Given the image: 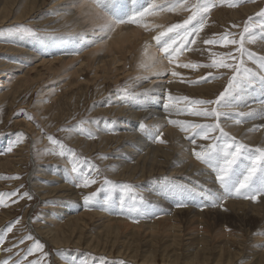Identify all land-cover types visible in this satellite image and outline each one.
Instances as JSON below:
<instances>
[{"label":"rangeland","instance_id":"rangeland-1","mask_svg":"<svg viewBox=\"0 0 264 264\" xmlns=\"http://www.w3.org/2000/svg\"><path fill=\"white\" fill-rule=\"evenodd\" d=\"M21 1H23L21 5L26 3V0ZM94 2L96 7L89 11L85 9V7L77 11L76 6L65 4L67 5L65 8L66 10L77 11L75 18L80 19L82 25H84V29L80 31V33L85 34L82 36L80 35L79 40L75 43L77 49L63 56L57 53H43L38 56H28L15 52L12 47L16 46L13 40L16 41V37L20 34V36L24 37H36L38 35L50 34L53 35L51 36L52 38L77 34L78 32L72 31L74 28L72 27V22L70 24L67 21L66 25H64L65 23L61 25L59 22H53L59 17L56 12L60 11L59 8L64 6L49 8L48 5L46 7H39L36 5V8H41V10L39 9V11L34 14V18H36L35 21H33L32 19L34 18H32L31 22L23 20L22 22L16 21L14 23V21L7 19L3 24H0V32L4 37H1L2 35L0 34V39H4L5 41L8 38L11 40L13 38L8 44L0 41V44L4 43L0 46L6 44L5 47L0 48V59L2 57L1 60H3V62L8 61L11 65L15 64L18 58L20 59L17 62L19 64L17 67L12 68L10 72H6L11 73L9 76L0 78V193H30L32 196L31 199L27 197L23 199L12 197V200H18V202L11 203L10 201L9 206H0V234L4 235V242L0 243V260L3 258V260H7L9 264H31V262L35 261H40L41 264H60L61 257H59L58 254L65 253V251L71 252L73 255L80 254L86 256L89 254L92 258L91 262L87 261L82 264H96V259H103L107 261V264H112V262L115 261H120L122 264H132L133 260L125 259L124 256L118 257L117 249L114 253H111V255L106 252L95 251L92 248L87 249L85 243H83L82 246H62L61 249V247L55 246L47 237L44 238L41 234L38 235V233L33 230V227L37 230L42 228L45 222L43 215L49 212L56 211L62 212L63 214L68 213L67 216H63L62 214V225L69 223L70 218L80 215V213H93L95 211L98 213V211H100V207L98 206L105 200L104 193L107 189L115 190V195L128 191V195L123 198V201H128L127 204L124 203L126 207L135 203L137 199L139 201L142 198V190L138 182L129 180V171L121 170L119 172L120 175L118 172H114L116 168V159H118L116 156H119L118 153L123 150V143L118 144L115 142L113 145L111 144L110 147H107V145L102 144L99 136H97L101 129L105 128L104 130L106 132H110L111 129L115 127L118 128L121 118L117 115L112 116L105 114V112L99 111L98 109L112 105L114 102V95H117V101L119 97H121L123 101H127L128 103H138L142 100L147 102L150 100L149 96L156 91L153 88L158 85L168 86V78L170 76V78L174 77L169 75V73L174 71L181 74L177 76L176 80H179L178 83H182L183 86H185L180 89L181 92H177L175 95H179V98L189 97L190 100L204 99L214 101L222 92H225L233 75H237V82L234 83L233 89L244 80L242 73V75L234 73L231 69H213L208 67H200L195 70L181 67L178 69L171 60L168 64L165 63L166 67L163 70L152 71L155 67H151V64H155L156 61L151 60L150 55L149 63L139 65L141 59L138 57V50L144 43L142 41L135 42L134 39L122 45V49L125 53L124 57L127 59V68L114 71V67L118 66L117 63L105 66H103V63H100L101 67L97 70L96 65L87 64L85 57L91 53H97L98 56L108 49V45L112 44L118 36V24L121 22L120 19L122 15L118 8L114 9V3L111 0H95ZM233 2L236 6L217 4V6L207 14L206 27L200 33L197 43L192 46V51H185L182 56H179V63L182 61L181 59L184 55H188L189 58L191 57L189 59L190 61L188 60L189 62L208 64L211 62L210 52L208 51V49H210L211 52L220 53L221 55L230 53L231 56L228 58L227 62L232 63L234 66L238 65L241 69L250 67L255 70L256 67L252 65V62L254 63V60H256L255 54L261 55L263 51L251 42L253 38L252 32L253 30L256 31L261 29V25L264 23L263 18L257 15L261 9H264V0H233ZM185 5L187 6L186 11L188 12H176L174 19H170L163 25L165 27L164 32L162 30L163 26L155 28L154 26L156 24H152V26L149 27L148 30L150 35H148V37L145 36L149 43L151 41L153 42L155 38L161 40L166 35H171L173 41H175L179 34L186 32L193 27V25L199 23L203 15L201 11L203 4H199L198 0H185ZM248 5L257 8L246 16L234 15L236 14L235 11L238 10L240 6ZM145 12L142 11V13ZM136 15V18H140L142 14L138 13ZM52 18L53 21L51 22L50 19ZM148 23L146 24H151ZM16 26H25L30 31L21 33L20 29ZM246 26L249 29L247 33L244 32ZM225 32L231 33L230 38L236 39L237 44H229L227 47L219 45L208 46L203 44V40L211 38L213 35L219 38V36ZM241 40H243V49L245 50L243 55L239 50ZM150 46L151 44L147 46L146 50L148 49L149 51L152 49ZM172 47L173 48H169L168 53L165 52V47H160V51L157 53L154 51L156 58H163V56L170 58L172 49L176 48V44L173 43ZM161 49L164 51L161 52ZM251 51L255 53L253 60H249L247 55V53ZM160 54L163 56L160 57ZM60 59L64 62L61 63ZM47 62L56 64L54 71L47 72L44 69L43 65ZM78 68L83 69L82 80H84V84H86L82 88L83 92H79L80 90L77 88L71 89L77 86V82L73 84L70 83L72 77L76 75L75 72ZM97 71L99 72V81L93 79ZM224 72H227L228 75L223 74ZM39 73H41L42 76L34 82L26 84L23 88L19 87V81L27 75L36 77ZM209 73H212V77H210L207 82L197 83L201 77H207ZM102 79H105L106 82L103 83L101 81ZM157 80H161V82H157ZM189 81H191V83H189ZM213 83L217 84L212 91L192 93L189 90V88H196ZM100 85L106 90V92L101 95L100 90L97 88ZM20 88H22L21 91L16 93V90ZM150 88L152 89L149 91L151 93H146ZM232 90H230L226 96L230 94ZM172 97L175 99V96ZM173 101L175 100L171 102ZM178 102V105H180L181 108L183 107V109L189 107L186 101L178 100ZM219 105L220 104H213L207 107H214L223 113L224 109L222 108L220 110L221 107L218 108ZM135 106V104L131 105L133 109L139 111V108ZM28 116H31L32 119H29ZM182 118L185 119L186 114ZM200 118L203 119V121L208 120L202 117ZM81 122L84 123L81 125ZM77 126L91 131L93 137L90 138L87 135V131L81 132ZM113 131L116 132L115 129ZM18 134H23V136H18ZM71 134L75 137H73V135L71 136ZM48 136H52L59 140L63 145V149L61 148V144H53L48 139ZM162 137L164 138V136ZM78 138L79 141L76 140ZM17 140H19V142L15 143ZM10 145L12 146V151L9 152L8 147ZM68 149H71L75 153V156L70 155ZM61 150L64 151L63 156L57 154ZM102 157H107V159H102ZM73 160H75L77 167L82 168L86 174L88 171H91V175L96 179L95 184L87 188L77 186V178H73V176L70 177L73 173L70 171L73 166ZM133 160L134 159H132V161ZM6 161L11 162L8 164ZM86 164L88 166L94 165L99 171H94L91 167H86ZM74 174L77 177L79 175L78 173ZM164 174V177L168 178L170 173L165 172ZM64 175L65 177H69L67 180L66 178L64 179L66 184H68L66 187L71 189L74 188L72 189L74 192V196L72 195V197L67 196L60 198L61 195L64 194L66 196L65 193H69L68 190L61 191L62 188L60 185L63 184L62 181L61 183L56 182L57 176L60 177L59 179H62ZM147 175H149V173H147ZM6 177L19 178L8 179ZM105 179L114 182L116 187L106 185ZM147 180H150V178ZM125 184L133 187L130 189L119 187ZM91 193H96L97 195L94 197V202L86 206L83 198ZM142 199L144 200V198ZM175 199L177 201L179 198L174 196L173 200ZM120 200V198H116V201L119 203ZM74 204H76V208L72 210L70 205L73 206ZM162 206L166 208L164 211L161 210L159 206L155 212L147 213L149 217L146 215L145 218L156 220L158 216H169L175 212V209L169 207L167 204L163 203ZM65 208L67 210H64ZM137 217V220L145 219L142 215H137ZM17 218H20L19 223L13 226L11 232H6L9 224L16 221ZM112 219L126 221V219H121V217ZM98 220L99 218H96L90 222V219L87 218L86 221L90 222V227H88L95 229L94 226L99 222ZM128 220L129 219H127V221ZM258 224L260 227H264V223L262 225L260 223ZM259 226L252 230L253 234H248L247 243H249V246L260 243L261 247L259 248L263 250L264 235L260 236L261 239L258 241L255 238V236L260 235ZM131 229V227H128L127 232H130ZM102 231L103 230L95 229V235L99 234V237L103 238L102 234H100ZM28 236H32L33 239H27ZM20 241H23V243H20ZM34 241H39L43 245V248L29 254L28 250L34 247ZM185 249L191 250L192 246L186 247ZM157 260L159 264L165 263L162 261L163 257L159 253L157 254ZM136 264H141V262H136Z\"/></svg>","mask_w":264,"mask_h":264},{"label":"bare ground","instance_id":"bare-ground-1","mask_svg":"<svg viewBox=\"0 0 264 264\" xmlns=\"http://www.w3.org/2000/svg\"><path fill=\"white\" fill-rule=\"evenodd\" d=\"M94 1L95 0H26V3L21 5L23 3L21 0H0V24H3L7 19L14 21V23L16 21L22 22L23 20L31 22V19L34 18V14L39 11V9L41 10V8H36V5L39 7H46L48 5L49 8L64 6L59 8L60 11L56 12L59 17L54 21L52 18L50 21L54 23L59 22L61 25L63 23L66 25L67 21L70 24L72 22V27H74L72 31L78 32L77 34L73 36L63 35L54 38H52L51 36L53 35L50 34L38 35L36 37H24L20 36V34L16 37V41L11 37L16 45L12 47L15 52L28 56H38L43 53H57L63 56L66 53L70 54L74 52V50L77 49L75 43L79 40V36L85 34L80 33V31L84 29V25H82L80 19L75 18L77 11L84 7L88 11L95 8L96 4ZM111 1L114 3V9L118 8L122 15L120 19L121 22L118 24V36L112 44L108 45V49H106L104 53L98 56L97 53L87 55L85 57L87 64L96 65L97 70L101 67L100 63H103V66L117 63L118 66L114 67V71L127 68V59L124 57L125 53L122 49V45L134 39L135 42L142 41L144 43L138 50V57L141 59L139 65L149 63L151 55V60L156 61L155 64H151V67H155L152 71L163 70L166 67L165 63L168 64L171 59L162 54H160V57L163 56V58H156L155 52L157 53L160 51V47L164 48L167 46L173 48V38L171 35H166L161 40L155 38L153 42L151 41L149 43L146 39L148 35H150L148 29L152 24H156L154 26L155 28L162 27L170 19H174L176 12H188L186 11L187 6L185 5V0ZM66 3L76 6L77 11L66 10ZM198 3L204 4L207 3V0H198ZM256 8L257 7L249 5L240 6L238 10L235 11L236 14L234 15L246 16L252 11H255ZM142 11L146 12L142 13ZM138 13L142 14L140 18H136V14ZM35 19L36 18L32 20L35 21ZM164 29L165 27L163 26V32ZM145 36L147 37L145 38ZM252 36L251 42L263 51L261 55L254 53L256 60H254V63L252 62V65L256 67L254 71H259V60L261 57H264V28L261 27L259 30H253ZM1 37H3V35ZM6 40L0 39L1 42H6L7 44L11 39L8 38ZM1 44L3 45L4 43ZM149 44H151L150 48L152 49L148 51L146 48ZM5 45L0 46V48L5 47ZM163 51L164 50L161 49V52ZM190 58L188 55H184L180 63L189 62ZM1 59L0 78L9 76L11 73L6 72H10L12 68L17 67L19 65L17 62L20 60L16 58L17 62L15 61L16 63L11 65L8 61L3 62ZM63 62L64 61H61V63ZM43 66L47 72L54 71L56 68V64L53 62H47ZM178 69H180V67H178ZM82 70V68L76 70V75L72 77L70 83L73 84L77 82V86L71 89L77 88L80 90L79 92H83L82 88L86 85L84 84V80H82ZM223 74H227V72ZM41 76V73L36 75V77L27 75L19 81V87L23 88L26 84L34 82ZM170 77L168 78V86L158 85L153 88L156 91L149 96L150 100L147 102L140 99L142 100L141 102L128 103L127 101H123L121 97H119L117 101V95H114V102L112 105L98 110L108 115H117L120 117L119 129L115 127L114 129L116 132L113 131L114 129H111L110 132H106L104 128L99 130L97 136H99L102 144L107 145V147H110V145H113L115 142L118 144L123 143V150L118 153L119 156H116L118 159L115 158L116 168L114 172L119 173L121 170L129 171V180L138 182L142 190L141 197L144 198L143 201L145 204L150 205L155 212L159 206L160 209L164 211L166 209L162 206L164 203L174 208L175 212L169 216H158L156 220L145 218L146 215L148 217L149 215L144 214L142 216H144L145 219H142V217V220L138 219V221L137 214L129 211L130 206H125L124 209H121L119 207V202L116 201V198H125L128 195V191L123 192L124 194L118 193L115 195V190L107 189L104 193L105 199L108 196L112 197V206L109 210H101V207L98 206L100 207L98 213H96V211L93 213H80V215L70 218L69 223L65 225L61 224L62 212L53 211L44 215L41 213L45 219L44 225L42 224L43 226L40 230H37L35 227H33V230L36 231L38 235L41 234L42 237H47L55 246L61 247V249L62 246H82L83 243L86 244L87 249L92 248L95 251L106 252L110 255L117 249L118 257L124 256L125 259L133 260L132 264H136V262L139 261L141 264H159L157 260L158 253L163 257L162 261L165 262L164 264H264V249L260 250V243H255L254 246H249V243H247L248 234H253L252 230L259 226L258 223L261 225L264 223V196H261L257 201L233 197L227 199L222 206H207L204 208L200 206V204L203 203L201 198L196 197L190 202L185 201L187 204L185 207L175 206L176 199L173 200V197L175 196L179 199L180 197L169 191V186L171 185L183 184L191 188L199 184L214 191H219L220 189L218 183L215 181V174L205 164L198 161L192 151L194 148L199 151V146L209 144L211 140L205 141L198 139L197 144L193 145L187 139V134L181 131L179 124L169 123L170 120L178 122L193 121L195 123H215L216 121L214 118H208V120L203 121L200 117L192 116L182 111L183 107L181 108V106L178 105V100H184H181L183 98H179L177 94L176 97L175 93L181 92L180 89L185 86H183L182 83H178L179 80H176L177 77ZM93 79H99L98 71ZM101 81L103 83L106 82L105 79ZM157 82H161V80H157ZM216 84L217 83H213L196 88H189V90L192 93H203L214 90ZM22 88L16 90V93L20 92ZM97 88L100 90V95L106 92V90L102 88V85ZM150 90L152 89H148L146 93H151L149 92ZM169 94L175 96L173 100L178 103L175 101H173L174 103L168 102ZM225 100L230 102L229 105L226 106L224 102L221 101L218 107H221L220 110L222 108L224 109L223 113L229 114L228 116L222 115L220 117V123L225 128V131L250 147H264V128H257L256 131L252 132L249 131V129L255 126L264 125V110H262L264 109V104L261 103L264 101V90L260 88L258 83L248 86L242 81L225 97ZM132 104H135V107L139 108V111L133 109L131 107ZM166 104L169 105L167 110L165 109ZM253 109H255L257 113L254 117L250 118L247 115L241 117L239 115V113L247 114ZM185 114L186 118L184 119L182 117ZM236 119H240L241 123L237 125L235 123ZM140 125H144L145 127L141 128ZM157 129L163 133L164 138L162 137V139L165 141L164 143L154 141L153 137L157 134ZM215 134L218 133H214V135ZM72 135L73 134H71V136ZM73 137L75 136L73 135ZM76 140L79 141V138ZM132 159L134 160L132 161ZM6 162L10 164L11 161ZM165 172L170 173V177L168 176V178H165ZM147 173H149V175H147ZM58 176L56 177V182H63V184L60 185L62 188L61 191H69V193H65L66 196L63 194L60 198L74 196L72 190L74 188L71 189L66 187L68 184L64 181L65 178L67 180L69 177H65L64 175L62 179H59L60 177ZM71 176L77 178L74 173H72L70 177ZM148 178H150V180H147ZM139 201L137 199L135 202L138 206ZM127 202L124 201L126 204ZM103 203L101 202L100 205ZM70 208L75 210L76 204L73 206L70 205ZM64 210L67 209L65 208ZM64 215L67 216L68 213L63 214V216ZM117 217L126 219V221L112 219ZM87 218L90 219V222L99 218V222L94 228L96 230H103L100 232L103 238H100L99 234L95 235V229L92 227L89 228L90 222L86 221ZM127 219H129L128 221L130 222H128ZM128 227L132 228L130 232H127ZM259 228V232L264 233V227L259 226ZM260 236L262 235L255 236L257 241L261 239ZM189 246H192V249L186 250L185 248ZM58 256L61 257L60 264H70V261H75V264H82L87 261L91 262L92 259L89 254L86 255V257L80 254L73 255L68 251L60 253ZM2 260H0V264H3L4 260ZM95 262L96 264H101L105 263V260L96 259ZM115 262L120 264V261Z\"/></svg>","mask_w":264,"mask_h":264},{"label":"snow or ice","instance_id":"snow-or-ice-1","mask_svg":"<svg viewBox=\"0 0 264 264\" xmlns=\"http://www.w3.org/2000/svg\"><path fill=\"white\" fill-rule=\"evenodd\" d=\"M219 5H228V6H236L233 0H207V3L203 4L201 11L203 13L198 24L193 25L186 32L181 33L177 36L174 43L176 44V48L172 49V54L170 56L171 62L175 63L176 67H181L185 69H198L200 67H208L213 69H231L234 73L243 74L244 80L243 83L252 86L256 83L259 84L260 88L264 90V57H261L259 60V71H254L251 68H240L238 65L234 66L232 63L227 62L228 58L231 56L230 53L221 55L220 53L211 52L210 49V58L211 62L208 64L201 63H179V56H181L185 51H192V46L197 43V39L199 38L200 33L206 27V16L207 14ZM258 16L264 18V9H261ZM251 19V18H249ZM20 29L21 33L29 32L25 26H16ZM235 27V26H233ZM264 28V25H261ZM249 31L248 27L244 28V32L247 33ZM231 33L225 32L217 38V36L213 35L211 38H207L203 40V44L208 46H223L227 47L229 44H237V40L234 38H230ZM165 52H169V47H165ZM241 54L243 55V40L240 41V49ZM203 51V50H200ZM248 59L253 60L254 53L248 52ZM172 76H180L181 74L177 71L169 73ZM212 77V73H209L207 77H201L199 82H207L208 79ZM237 82V75H233L229 84L225 90L222 92L220 96L216 100H204V99H191L189 97H183V100L188 102L189 107L183 109L182 111L187 112L192 116L202 117L205 119L214 118L215 123H195L192 121H183L178 122L175 120H170L171 124H179L181 131L187 134V139L193 145L197 144L198 139H202L205 141L211 140V143L206 145H201L200 150L197 151L195 148L192 150L195 158L205 164L214 174L215 181L219 185V191H214L212 189L205 188L203 185H197L196 187H188L183 184H174L169 186V191L171 193H175L176 196L180 197L176 201V207H185L187 204L185 201L194 200L196 197H200L202 204L201 207L207 206H222L223 203L229 198H243L251 201H257L261 196H264V147H250L249 145L243 143L238 140L235 136L231 135L229 132L225 131V128L220 123V117L228 116V113H222L214 107H207L213 104H220L221 101L224 102L226 106L229 105V101L225 100L226 94L233 89L234 83ZM191 83V81H189ZM242 98V97H241ZM168 100L171 102L173 97L171 94L168 95ZM264 104V101L261 102ZM201 106V107H197ZM169 105H165V109L167 110ZM264 110V109H262ZM256 110L253 109L251 112L239 113L241 117L247 115L248 117H254L256 115ZM29 119H32L31 116H28ZM84 122H81V125ZM235 123L238 125L241 123L240 119H236ZM79 130L81 132L87 131L81 126ZM141 128H144V125H140ZM257 128H264V125L255 126L252 129H249L250 132L256 131ZM214 133H218L215 134ZM87 135L92 138L93 134L91 131H87ZM18 136H23V134H18ZM163 133L157 129V134L153 137L154 141L164 143L165 141L162 139ZM48 139L53 144H61V142L55 139L52 136H48ZM17 140L15 143H18ZM61 148L63 149V145L61 144ZM8 151H12V146L8 147ZM68 153L72 156H75V153L68 149ZM58 155L63 156L64 151L61 150ZM102 159H107V157H102ZM86 167H91L94 171H99L94 165ZM71 172L78 173V183L79 187H90L91 185L96 183V179L91 175V171L85 173L82 168H78L75 160H73V166L71 168ZM8 179L19 178V177H6ZM106 185H112L116 187L114 182L105 179ZM124 189H130L133 186L131 185H121ZM96 193H91L89 195L84 196V204L90 205L94 202V197ZM12 197H18V199H23L27 197L31 199L32 196L30 193L18 194V192L11 193H0V206L7 207L9 206V202L16 203L18 200H12ZM135 199V198H133ZM112 206V197L108 196L102 205H100L101 210H109ZM119 207L124 209L125 204L123 198H121ZM130 212H135L138 216L144 215L153 211L150 205L144 203L141 198L139 201V206L136 203H132L129 208ZM20 218H17L16 221H13L9 224L6 229V232H11L13 226L19 223ZM260 235H264V233H259ZM27 239H33L32 236H28ZM4 242V235L0 234V243ZM23 243V241H20ZM43 245L39 241H34V247L28 250L29 254H32L34 251L42 249ZM3 264H9L7 260L3 262ZM31 264H41L40 261L31 262ZM70 264H75L74 261H70ZM107 264V261H105ZM112 264H117V262H112ZM122 264V262H120Z\"/></svg>","mask_w":264,"mask_h":264}]
</instances>
